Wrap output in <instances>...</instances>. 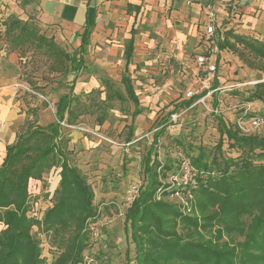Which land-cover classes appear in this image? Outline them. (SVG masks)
<instances>
[{
  "label": "trees",
  "instance_id": "obj_1",
  "mask_svg": "<svg viewBox=\"0 0 264 264\" xmlns=\"http://www.w3.org/2000/svg\"><path fill=\"white\" fill-rule=\"evenodd\" d=\"M0 26L8 52L33 47L52 61V71L60 68L73 74L68 92L54 104L55 120L46 126L32 125L21 130L15 142L5 148L0 164V264H87L84 252L90 247L89 224L96 220L98 212L90 184L68 158L67 133L62 128L73 126L84 112L72 93L85 65L91 29L84 27L80 45L69 54L30 21L9 16ZM133 34L131 29L124 50L126 71L121 77L125 99L134 106L132 120L141 114L127 73L134 53ZM216 39L218 53L229 51L249 67H254L252 61L264 65V41L217 27ZM258 69L264 72L263 67ZM217 86L214 78L212 91ZM256 87L248 101L264 102V84ZM207 93L204 90L181 101L172 113L190 107ZM112 95L124 99L120 94ZM213 106H217L215 99ZM243 113L242 121L247 116V112ZM253 116L258 115L247 117ZM214 118L219 138L211 158L200 153L190 159L184 154L200 175L192 190L190 214L168 199L166 168L157 160L155 151L167 124L165 119L159 121L161 128L155 131L143 162L144 183L124 214L123 225L134 246V257L128 264H264V130L244 134L221 116ZM225 142L238 152L236 157L224 156ZM54 167H59V180L53 201L40 218L30 216V182L41 181ZM34 228L45 236L53 254L49 263L42 256L40 240L33 236ZM97 264L110 262L100 259Z\"/></svg>",
  "mask_w": 264,
  "mask_h": 264
},
{
  "label": "rangeland",
  "instance_id": "obj_2",
  "mask_svg": "<svg viewBox=\"0 0 264 264\" xmlns=\"http://www.w3.org/2000/svg\"><path fill=\"white\" fill-rule=\"evenodd\" d=\"M126 9L123 6L111 15L101 13L106 20L100 16L97 22L100 32L106 35H99L90 42L85 65L72 93L84 112L73 126L63 125L62 128L67 133L68 158L90 184L94 192L93 205L98 212L96 220L89 224L90 247L84 252L87 264H97L100 259L110 264H128L134 257L129 230L123 225L130 203L128 191L144 183L143 162L155 131L161 128L159 121L165 119L167 125L155 151L157 160L166 168L164 181L168 183V174L176 169L179 154L191 159L201 153L208 160L214 154L219 138L214 116H221L226 123L239 128L244 111L247 116L258 115L252 107H264V102L248 101L256 85L264 84V72L258 69L264 65L252 61L254 67H249L229 51L219 52L213 58L216 67L213 74L206 72V65L196 63L197 56L205 53L203 46H207L203 33L206 23H200L201 28L193 36L190 22L173 16L170 11L156 16L142 12L133 19V8L127 13ZM131 29L135 50L127 73L141 108V114L133 120L134 106L125 99L121 85L126 71L124 50ZM73 44L70 41L61 44V48L71 54L75 50ZM16 53L21 58L22 74L20 82L14 86L20 133L32 125L46 126L55 120L54 104L68 92L73 74L60 68L52 71V61L33 47L24 46ZM214 78L218 86L212 91ZM204 90H208L204 97L172 113L175 106L189 98V92L198 95ZM115 93L124 99H117L112 95ZM247 116L244 123L248 121ZM222 152L225 157L238 155L226 142ZM58 177L59 167H54L41 181L30 186V216L40 218L52 203ZM168 199L177 203L171 196ZM32 232L40 240L42 256L49 263L53 254L45 236L36 228Z\"/></svg>",
  "mask_w": 264,
  "mask_h": 264
},
{
  "label": "crops",
  "instance_id": "obj_3",
  "mask_svg": "<svg viewBox=\"0 0 264 264\" xmlns=\"http://www.w3.org/2000/svg\"><path fill=\"white\" fill-rule=\"evenodd\" d=\"M123 6L127 8L126 13L133 8V19L142 12H151L156 16L170 11L173 16L178 15L190 22L193 36L201 28L200 23L208 25L213 19L220 30L231 29L236 34L264 41V0H0V22L9 16L30 21L40 29L41 34L53 37L58 46L72 41L75 49L80 45L79 35L87 25L91 29L88 49L96 37L106 35L104 31L100 32V23L97 22L101 13L111 15ZM105 15L101 16L103 20H106ZM20 60L16 52H8L7 45L0 42V164L6 146L15 142L21 123L14 100V86L22 76ZM252 109L259 112L258 116L264 115V107L255 105ZM37 183L31 181L30 185Z\"/></svg>",
  "mask_w": 264,
  "mask_h": 264
},
{
  "label": "built area",
  "instance_id": "obj_4",
  "mask_svg": "<svg viewBox=\"0 0 264 264\" xmlns=\"http://www.w3.org/2000/svg\"><path fill=\"white\" fill-rule=\"evenodd\" d=\"M204 37L206 38L207 46H203L207 55L204 53L200 54L196 58V63L199 66L206 65V72L208 74L215 73V60L213 58L217 55L218 49L215 45L216 40V26L213 19L209 21L204 29ZM208 56V57H207ZM209 61V62H208ZM188 97L192 96L189 92ZM243 114H246L244 111ZM239 129L244 134L253 133L258 129L264 130V115L249 117L247 123L240 120ZM198 171L192 166L190 160L184 155L179 154L177 157L176 169L168 174V188L170 196L175 199L177 204L180 206L183 213L188 214L192 209V190L198 185ZM139 187L133 186L129 191L128 200L131 202L138 193ZM157 198H160L159 196Z\"/></svg>",
  "mask_w": 264,
  "mask_h": 264
}]
</instances>
